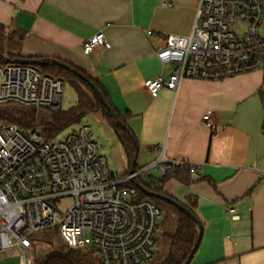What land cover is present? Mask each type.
<instances>
[{
    "label": "crops",
    "instance_id": "obj_1",
    "mask_svg": "<svg viewBox=\"0 0 264 264\" xmlns=\"http://www.w3.org/2000/svg\"><path fill=\"white\" fill-rule=\"evenodd\" d=\"M199 3L0 0V24L23 36L24 59H57L98 80L131 132L136 166L164 153L198 167L188 184L163 185L165 194L194 204L202 224L191 264H264V60L259 69L223 80L186 78L177 90L151 93L144 85L170 77L176 65L163 66L156 52L167 34L192 32ZM100 31L110 46L85 54L84 43ZM206 112L217 131L204 125Z\"/></svg>",
    "mask_w": 264,
    "mask_h": 264
},
{
    "label": "built area",
    "instance_id": "obj_2",
    "mask_svg": "<svg viewBox=\"0 0 264 264\" xmlns=\"http://www.w3.org/2000/svg\"><path fill=\"white\" fill-rule=\"evenodd\" d=\"M263 21L264 0H200L192 32L167 34L156 52L163 66L176 68L167 80L162 75L146 79L145 87L151 93L177 90L186 78L218 81L261 68ZM99 46H110L102 31L84 43L83 51L89 54ZM63 92L62 79L35 65L0 63V108L57 111ZM203 123L217 131L211 112L204 114ZM154 167L162 175L175 168L189 167L191 175L198 170L163 153L143 169L115 177L89 125L64 139L46 140L39 131L23 130L0 116V260L18 255L21 264H34L31 234L58 225L62 243L82 250L94 247L101 264H149L163 210L141 198L136 183ZM65 199L72 204L59 215L56 205Z\"/></svg>",
    "mask_w": 264,
    "mask_h": 264
},
{
    "label": "trees",
    "instance_id": "obj_3",
    "mask_svg": "<svg viewBox=\"0 0 264 264\" xmlns=\"http://www.w3.org/2000/svg\"><path fill=\"white\" fill-rule=\"evenodd\" d=\"M6 30L10 33L9 38L4 37V31ZM22 38L23 36L19 35V31L12 30L3 24H0V53L3 55L6 54L5 56L12 60L24 59L19 52ZM16 47L18 48V51H14ZM0 63H3L1 58ZM66 64L69 65L71 69L85 75L101 91L107 103L117 116V120L121 123V125H117L115 130L127 151L132 153L134 150V143L131 132L125 123L124 117H122L115 108L104 87L98 82V80L89 76L85 71L72 64ZM37 68L46 74L62 79L64 83H71L77 93L76 104L68 110H63L62 107L57 111L43 108L44 113L41 115H38V112H40L38 107L10 106L6 109L0 110V116L2 118L17 124L23 130L28 128H39L41 135L46 140L55 139L63 129L73 123L80 122L82 116L88 111L101 110L104 116L112 123V117L103 107L93 89L81 80L73 71L65 70L59 66L51 64L37 66ZM259 95L264 107V84L259 90ZM137 170H139V168H137L135 164V171ZM141 175H139L137 179L149 191L164 193L163 185L167 181L175 179L183 184H188L189 176L191 174L189 167L172 169L162 175L161 181H158L155 187H149L145 184ZM140 197L151 199L164 210V217L161 222V225L165 228L163 232L164 246L162 251L159 252L157 259L149 264H184L198 238V224L187 214L178 210L166 201L142 193ZM184 206L189 208L191 212L196 215L192 208L194 207V204H184ZM45 243L48 246V252L42 258L34 260V264H101L97 255L93 251L71 248L62 242L55 243L51 236L46 238Z\"/></svg>",
    "mask_w": 264,
    "mask_h": 264
},
{
    "label": "rangeland",
    "instance_id": "obj_4",
    "mask_svg": "<svg viewBox=\"0 0 264 264\" xmlns=\"http://www.w3.org/2000/svg\"><path fill=\"white\" fill-rule=\"evenodd\" d=\"M4 37H8V38L10 37L9 31L7 30L4 31ZM17 49L18 48L16 47L14 51H18ZM76 102H77V93L75 88L72 86L71 83L68 82L64 83V92H63V99L61 105L62 109L68 110L72 106H74ZM17 106H21V105H17ZM8 107L10 106L1 107L0 110L6 109ZM38 109L40 111L38 112V115L44 113L43 108H38ZM82 125H89L91 127L93 133V139L96 141L100 151L107 156L109 167L113 175L115 177L127 176L130 173V163L132 161V158L134 159L136 155L133 154V157L130 156V153L125 148L121 138L117 134L112 123L104 116L101 110H93L86 112L82 116L80 122L73 123L72 125L63 129L55 139L57 140L64 139L66 135H68L73 129H76ZM27 130H30V128L26 129V131ZM35 130L39 131V128H36ZM137 164H138L137 168L143 169L142 167L144 162L138 161ZM141 177L143 182L147 184L149 187H155L156 183L158 181H161L162 173L158 168L154 167L143 172ZM180 188L184 189L183 186H181ZM171 197L178 200L182 204L186 203L184 196H181L178 193ZM71 204H72L71 199H65L62 202L59 201L56 205L59 215H63L66 208ZM163 217L164 216H162V218L160 219L156 231L157 244L154 249L155 257L153 260L157 259V257L159 256V252L162 251L164 246L163 232L165 228L161 225ZM49 236L53 237V242L61 243V240L59 238L58 225H55L52 228L46 230L33 232L31 234V239L34 243L31 249L33 261L42 258L48 252L49 249L47 244L45 243V240ZM87 236L89 235L87 234ZM88 251H93L96 254V249L92 246L88 248ZM0 264H21L20 257L18 255H14L12 257L2 259L0 260Z\"/></svg>",
    "mask_w": 264,
    "mask_h": 264
},
{
    "label": "water",
    "instance_id": "obj_5",
    "mask_svg": "<svg viewBox=\"0 0 264 264\" xmlns=\"http://www.w3.org/2000/svg\"><path fill=\"white\" fill-rule=\"evenodd\" d=\"M0 58L3 62H18V63H24V64H31V65H35V66H44V65L51 64V65L59 66L60 68H63L65 70L73 71L77 76L80 77L81 80H83L86 84H88L93 89V91L98 96L99 101L101 102L103 107L108 111V113L112 117L113 127L116 129L117 125H121V123L117 120V116L115 115L112 108L109 106V104L107 103L106 99L102 95L101 91L97 88V86L93 82H91L85 75L77 72L76 70L71 69V67L69 65H67L66 63H63L57 59H44V60L17 59V60H12V59L8 58L7 56H5L1 53H0ZM135 164H136L135 159H132V161L130 163V173L135 172ZM136 186L139 188V190L143 194L148 195V196H152V197H155L159 200H163V201L168 202L170 205L174 206L178 210H181L182 212L187 214L193 221H195L198 224V227H199L198 238H197L196 243L194 244V246L191 250V253L189 254L186 262L184 263V264H190L192 259H193L195 252L197 251V249L199 247V243H200L201 235H202V230H203L202 224L199 221L198 217L193 212H191V210L189 208L184 206V204H182L178 200L174 199L173 197H171L165 193H156V192L149 191L139 181H137Z\"/></svg>",
    "mask_w": 264,
    "mask_h": 264
}]
</instances>
